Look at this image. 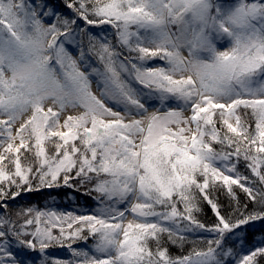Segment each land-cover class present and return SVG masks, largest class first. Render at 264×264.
<instances>
[{
	"label": "snow or ice",
	"instance_id": "6c2138e0",
	"mask_svg": "<svg viewBox=\"0 0 264 264\" xmlns=\"http://www.w3.org/2000/svg\"><path fill=\"white\" fill-rule=\"evenodd\" d=\"M0 264H264V0H0Z\"/></svg>",
	"mask_w": 264,
	"mask_h": 264
},
{
	"label": "trees",
	"instance_id": "16d2710c",
	"mask_svg": "<svg viewBox=\"0 0 264 264\" xmlns=\"http://www.w3.org/2000/svg\"><path fill=\"white\" fill-rule=\"evenodd\" d=\"M71 193V195H69ZM243 195L242 193H240ZM222 202L227 204V193L223 192L220 196ZM75 201L79 202L80 207L85 206H95L94 201L83 192H78L75 189H64V188H54V189H41V190H33L27 193H21L18 198V204H35L39 207H44L46 204L49 206H56L59 208H72L77 206ZM207 216L211 217L213 214L211 213L210 207L205 209ZM259 233H256L258 236ZM174 253L178 251L175 246H172L171 249ZM49 253L52 255H56L58 257L67 258L70 255L66 249H62L59 247L50 248Z\"/></svg>",
	"mask_w": 264,
	"mask_h": 264
}]
</instances>
